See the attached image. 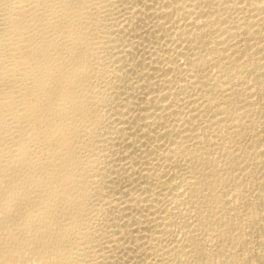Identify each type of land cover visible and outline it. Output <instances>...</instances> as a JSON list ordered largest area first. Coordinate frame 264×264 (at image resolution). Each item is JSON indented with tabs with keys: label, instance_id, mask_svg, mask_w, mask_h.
I'll return each mask as SVG.
<instances>
[{
	"label": "bare ground",
	"instance_id": "1",
	"mask_svg": "<svg viewBox=\"0 0 264 264\" xmlns=\"http://www.w3.org/2000/svg\"><path fill=\"white\" fill-rule=\"evenodd\" d=\"M0 264H264V0H0Z\"/></svg>",
	"mask_w": 264,
	"mask_h": 264
}]
</instances>
